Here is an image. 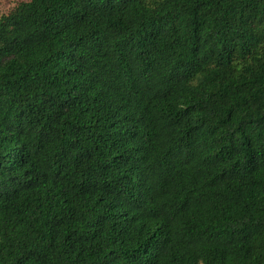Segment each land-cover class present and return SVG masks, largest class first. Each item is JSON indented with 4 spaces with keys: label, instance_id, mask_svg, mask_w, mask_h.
Returning <instances> with one entry per match:
<instances>
[{
    "label": "trees",
    "instance_id": "obj_1",
    "mask_svg": "<svg viewBox=\"0 0 264 264\" xmlns=\"http://www.w3.org/2000/svg\"><path fill=\"white\" fill-rule=\"evenodd\" d=\"M0 264H264V0L2 15Z\"/></svg>",
    "mask_w": 264,
    "mask_h": 264
},
{
    "label": "rangeland",
    "instance_id": "obj_2",
    "mask_svg": "<svg viewBox=\"0 0 264 264\" xmlns=\"http://www.w3.org/2000/svg\"><path fill=\"white\" fill-rule=\"evenodd\" d=\"M18 0H0V17L13 10Z\"/></svg>",
    "mask_w": 264,
    "mask_h": 264
}]
</instances>
